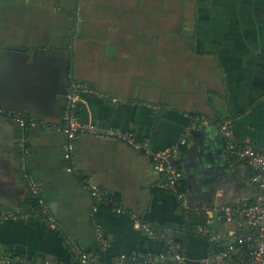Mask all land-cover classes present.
<instances>
[{"label": "crops", "instance_id": "0c3cea01", "mask_svg": "<svg viewBox=\"0 0 264 264\" xmlns=\"http://www.w3.org/2000/svg\"><path fill=\"white\" fill-rule=\"evenodd\" d=\"M72 42L69 83L64 70ZM0 46L27 54V63L32 55H53L36 65L55 69L53 82L41 86L38 80L22 86L15 58L7 70L9 96L18 86L30 94L16 109L22 120L14 122L13 136L2 137L19 144L12 157L0 150V264H72V247L100 262L157 256L164 242L149 239L136 223L174 243L183 264L214 255L201 228L220 246L230 242L240 218L228 222L218 210L246 207L254 187L252 171L228 146L264 152V0H0ZM70 90L77 121L99 133L77 134L67 162L62 129ZM187 132L186 146L168 159L180 174L183 210L160 188L165 174L129 140L162 153ZM23 163L55 229L21 215L29 193ZM91 187L112 199L110 211L100 209ZM189 213L203 214L206 223L184 236Z\"/></svg>", "mask_w": 264, "mask_h": 264}, {"label": "built area", "instance_id": "2783aa9c", "mask_svg": "<svg viewBox=\"0 0 264 264\" xmlns=\"http://www.w3.org/2000/svg\"><path fill=\"white\" fill-rule=\"evenodd\" d=\"M68 103V113L66 117V124L62 129L66 136V144L64 147V159L69 162L71 160L72 141L77 134L86 133L96 135L99 131L89 124H81L73 114L76 108L77 100L74 92L70 90L66 95ZM20 122V126H23ZM194 127V126H193ZM192 127V128H193ZM224 133H227V128H221ZM188 132L183 136L174 146L162 153H152L145 144H136L129 140L135 150L142 152L157 165V169L165 174L167 180L160 186L164 191L172 193L181 208L186 210L187 203L183 192H180V174L168 164V159L176 156L186 146ZM25 156L27 151L23 147ZM230 155L238 162L247 166L252 171L251 183L254 187V194L252 201L246 207L236 211L229 207H224L218 210L219 218H223L230 222L234 215H238L240 222H238V231L234 234L227 245L220 246L217 236H210V234L203 228L199 233L209 238L210 244L220 248L218 254H214L201 261V264H264V152L257 151L249 144L228 146ZM23 174L22 179L25 182L29 194L37 199V204L41 209L40 213L35 214L39 219L48 223L51 229H55L54 220L50 217L47 209L40 197V189L35 179L29 175L25 164L21 166ZM93 198L101 205H109L112 199L104 192L90 188ZM116 212H119L117 210ZM135 228L141 230L149 239L162 240L164 248L157 256L149 253L134 256L120 255L110 262H100L95 255L84 251L81 248L72 247L70 249L72 254V264H183L184 257L179 251L178 247L165 239L156 230L141 224H135ZM96 239L100 246L106 247L102 234L97 229ZM44 264H52L46 262Z\"/></svg>", "mask_w": 264, "mask_h": 264}, {"label": "water", "instance_id": "95a60500", "mask_svg": "<svg viewBox=\"0 0 264 264\" xmlns=\"http://www.w3.org/2000/svg\"><path fill=\"white\" fill-rule=\"evenodd\" d=\"M71 20L74 25H76L77 20L75 13L71 15ZM74 39V36H72V41ZM17 50L13 48H7L0 46V150L7 149L11 155V157L14 154V145L19 144L18 139H13L12 137L8 140V143L6 140H4L2 137L6 138L8 134L13 131L14 129V122L22 120V117H19L16 114V109H19L21 105H23V102L25 101V96L30 94V92L26 88H20L19 86L14 91L15 95L9 96V87L5 85L6 77L8 76L7 70L11 67L10 63H13L11 61L12 58H15V60L18 62V68L20 70V80L22 86L26 84V82L29 83V80H38L40 82V86L43 85V81H48L49 83L53 82L51 73L55 71V69L50 66L46 65L44 67H41L40 69H37V62L40 61L41 56L44 57H53V55H47L43 53H39L38 56L32 55L30 59V63H27V59L29 56L25 54L23 56H18L16 53ZM40 56V57H39ZM72 56H73V42L71 43L69 49H68V56L65 60H67V70H64V77L68 78V82H73V63H72ZM38 57V58H37ZM9 72V71H8ZM43 77V78H42ZM6 78V79H5ZM42 81V82H41ZM52 86V85H51ZM69 86H66L67 88ZM27 99V98H26ZM42 99V98H41ZM39 98H35V102H38ZM17 115V116H16ZM12 136L13 134L10 133ZM9 134V135H10ZM19 170V167H18ZM23 187V186H22ZM24 188V187H23ZM24 195H25V188H24ZM24 199V198H23ZM22 199V200H23ZM22 203H24L22 201ZM23 205V204H22ZM17 211H20L19 208H16Z\"/></svg>", "mask_w": 264, "mask_h": 264}, {"label": "trees", "instance_id": "16d2710c", "mask_svg": "<svg viewBox=\"0 0 264 264\" xmlns=\"http://www.w3.org/2000/svg\"><path fill=\"white\" fill-rule=\"evenodd\" d=\"M19 134L21 135V137L27 136L26 131H19ZM179 184H180V192H183V190L181 188V181H179ZM112 208H113L112 203L109 205H101L100 206V209L106 210V211H110ZM40 211H41V209L39 208V206L37 204V199L28 193V195L26 196L25 202L23 204V213L21 215L33 216L37 213H40ZM205 223H206V218L203 214L194 215L192 213H189L187 215V217H185V225L183 227L184 229L181 230L180 232L185 233L184 236H187L189 234H193V233H195V230L197 229V227L205 226ZM156 232L158 233V230H156ZM212 250H213L214 254L216 255L219 253L220 248L213 246Z\"/></svg>", "mask_w": 264, "mask_h": 264}]
</instances>
